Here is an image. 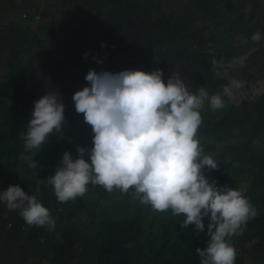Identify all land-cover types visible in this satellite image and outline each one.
Returning <instances> with one entry per match:
<instances>
[{
    "label": "clouds",
    "instance_id": "1",
    "mask_svg": "<svg viewBox=\"0 0 264 264\" xmlns=\"http://www.w3.org/2000/svg\"><path fill=\"white\" fill-rule=\"evenodd\" d=\"M28 3L27 11L16 15L25 25L32 19L35 26L42 14L34 6L36 1L32 6ZM30 12L33 17L26 21ZM222 13L231 17L226 8ZM100 27L103 35L80 42L73 57L71 69L86 85L82 90L70 97L43 91L41 85L35 93L31 86L25 89L27 106L17 128L25 131L22 142L29 155L21 154L20 159L34 169L39 200L19 184L0 192V204L12 216L7 228L20 226L28 240L19 257H7L9 261L0 264H28L29 253L41 249L40 262L51 264L48 256L66 252L72 239L67 223L55 213L65 215L87 238L105 232L100 222L106 212L115 219L109 223L117 226L120 221L127 229L150 222L147 211L165 218L158 224L157 244L176 238L166 225L170 223L209 237L205 248H196L200 264H235L240 240L263 212H257L244 189L221 186L211 177L223 173L233 177L238 163L264 156V67L261 57H255L260 51L251 50L247 57L243 52L230 63V49L222 41L226 34L212 31L213 44L206 42L205 54L211 62L206 80L218 84L214 93L204 87L195 91L179 75H170L165 83L157 56L164 41L158 32H153L156 44L139 50L144 62L130 60L128 49V64L115 54L116 46L126 41L120 33L127 31H116L113 23ZM260 39L259 32L253 34V41ZM79 46L90 54L78 58ZM235 62L240 65L235 67ZM110 67L126 70L114 73ZM7 71L2 65L0 85L8 83ZM257 75H262L256 80L262 94L242 102L234 98ZM251 104L260 106V117L246 106ZM72 119L78 122L73 124ZM54 140L62 145L58 153L42 154ZM257 141L260 148L253 147ZM216 151H220L217 156ZM260 243L264 246V237Z\"/></svg>",
    "mask_w": 264,
    "mask_h": 264
},
{
    "label": "trees",
    "instance_id": "2",
    "mask_svg": "<svg viewBox=\"0 0 264 264\" xmlns=\"http://www.w3.org/2000/svg\"><path fill=\"white\" fill-rule=\"evenodd\" d=\"M34 2L35 0H30L28 6H32ZM162 2L163 4L160 0H45L47 8H43L42 22L39 25L41 29L37 33L25 31L24 28L22 31L14 26L0 30V72L2 65L8 67L5 75L8 83L0 85V192L9 185L19 184L26 193L36 195L39 200L38 188L32 178L34 169L28 166L27 161L20 159L21 154L29 155L25 153L22 142L25 131L22 129L20 132L17 128L21 110L27 106L24 101L25 89L31 86L35 93L36 88L41 85L43 91L59 92L70 97L82 90L86 85L79 83V74L71 69L73 57L80 42L85 43L89 37L94 40L103 35L100 24L107 27L109 23H113L116 31H127L125 34L120 33L126 41L116 46L115 54L128 64L125 57L128 49L130 60L134 63L144 62V54L139 50L156 44L153 32H158L164 41L158 47L157 56L163 63L161 69L164 70L165 83L170 75H179L189 90L196 91L198 87H204L208 92L214 93L217 87V80H206V70L211 65L205 54L206 42L210 41L212 31L229 34L227 41L230 42L231 55L228 62H234L240 57L236 53L238 49L244 51V57L251 50H259L264 67V0ZM6 6L5 2L1 7L0 1V14L3 11L5 13L2 22L7 14L27 11L26 7L8 10L5 9ZM228 6L231 7V17L222 13V9ZM53 7L56 8L55 11L52 10ZM33 25L31 19L27 26ZM131 29L133 33L129 32ZM256 32L261 35L259 41L252 40ZM240 36L247 38H240L236 42V38ZM234 40L237 49L233 52ZM47 41H52L51 48L47 47ZM248 41L250 44L242 47ZM60 45L67 46L69 52L62 54ZM122 70L126 69L121 68L119 71ZM110 71L119 72L111 67ZM33 95L32 93L30 98ZM2 98L9 102L1 101ZM249 99L254 97L251 95ZM255 100L260 101V97ZM247 102L242 105L245 106ZM246 106L260 117L258 104ZM72 122L74 124L78 121L72 119ZM58 142L54 140L47 144V150L40 153L56 155L62 146ZM237 165L233 177L223 173L213 174L211 179L221 183V186L244 189L257 212H263L260 221L248 227L246 237L240 240L242 245L238 248L240 252H237L238 260L235 262L257 264L256 262L264 261V246L260 243V237H264V156L245 159ZM43 200L49 203L48 199ZM55 215L60 221L67 223L68 237L72 242L70 240L71 246L66 248V252L58 255L54 252L48 256L51 264H200L196 248H205L206 238L209 239L196 230L181 229L180 226L168 223L167 227L176 238L157 244L155 237L158 224L165 221V218L154 216L150 211L146 212V220L150 222H145L144 225L125 229L120 221L117 226L109 223L104 233L94 232V236L87 238L81 235L75 225L70 224L65 215ZM10 220L12 216L0 204L1 261L8 260L7 257H19L23 245L28 241L20 226L14 223L12 229L7 228ZM204 224L207 228V218L204 219ZM258 243L260 246L255 245Z\"/></svg>",
    "mask_w": 264,
    "mask_h": 264
},
{
    "label": "rangeland",
    "instance_id": "3",
    "mask_svg": "<svg viewBox=\"0 0 264 264\" xmlns=\"http://www.w3.org/2000/svg\"><path fill=\"white\" fill-rule=\"evenodd\" d=\"M0 1H1V7H2V5H3L5 2L7 3V6H6L5 9H8V10H12V9L15 8V7H18V8H25L26 5H27V3L29 2V0H11V1H10V5H9V4H8V1H9V0H0ZM35 1H36V3H35L34 6L37 8L38 12L42 14L43 8H44V9L47 8V4H45V0H35ZM160 1H161V3L163 4L162 0H160ZM225 8H226V10L231 14V11H230V9H229L230 6L225 7ZM223 9H224V8H223ZM223 9H222V10H223ZM53 10L55 11L56 8L53 7ZM23 12H24V11H23ZM23 12H19V13H17V14H22ZM32 12H33V11H32ZM32 12H30V14H27V15H26V16H27V19H25L26 21H28V20L30 19V17L32 16ZM4 17H5V13H4V11H3V12L0 14V21H1V23H0V30L8 29L10 26H14V27H16V28H18V29H20V30H22V31H23V28H24L25 31L30 30V32H34V33H36L39 29H41V28L39 27V25L41 24L42 19H41V17H39V16L36 17V22H39V23L36 24L35 26L33 25L32 27H29V26L25 25V22H23L22 19H21L19 16H17L16 14H14V13L7 14V18H5V21L2 22V20L4 19ZM32 17H33V16H32ZM23 18H24V15H23ZM243 24H245V22H244ZM37 26H38V27H37ZM36 27H37V28H36ZM228 35H229V34H226L225 37H224V40H222V41H224V42L226 43V45L229 47V43H230V42L227 41V37H228ZM240 38H244V39H246L247 37H242V36L237 37V38H236V42H237ZM211 39H212V37H211ZM211 39H210V41H209L208 43L213 44V41H212ZM232 39H234V38L232 37ZM51 42H52V41H47V42H46L47 47L51 48ZM236 42H235V40H234V41H233V44H232V51H233V52H234L235 49H237ZM248 44H250L249 41H248L247 43H244L242 47H245V46H247ZM78 50H79V52H78V58L83 57L85 53L90 54V52H89L88 49H85V48H83V47H81V46L78 47ZM60 52H61L62 54H66L67 52H69L68 47L65 46V45H60ZM243 52H244V51H243V50H240V49H238V50L236 51V53H238V54H241V53H243ZM263 52H264V51H263ZM236 53H235V54H236ZM251 53H253V52H250L249 54H251ZM249 54H248V55H249ZM255 57H256V58H260V53H259V54H256ZM238 65H240L238 62H235V63H234V66H235V67L238 66ZM261 76H262V75H260V76L257 75V76H255L254 78H252V80H251V84L249 85V88H248L247 90L243 91V92L241 93V95H239V93L236 91V94H235L234 98H236V99H238V100H240V101L242 102V100H243L245 97H248V96H251V95H252L253 97H258V96H260V95L262 94V92L260 91V87H259V86H260V82H259V86H258L256 80H259ZM232 95H233V94H232ZM253 147H256V148L259 147V148H260V142H258V141L255 142V143L253 144ZM219 154H220V151H216L215 155L217 156V155H219ZM109 221H111V222H115V219H114V216H113L111 213L106 212V213H105V218H104L103 221L100 222V224H101V225H105V229H106V227L109 225ZM43 255H44V250H43V249L39 250V251L36 252V253H29L28 264H42V263L40 262V258H41V256H43Z\"/></svg>",
    "mask_w": 264,
    "mask_h": 264
}]
</instances>
